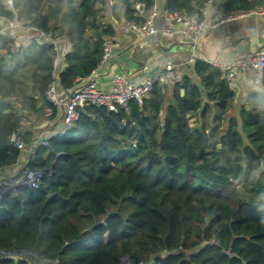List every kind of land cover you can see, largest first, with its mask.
I'll list each match as a JSON object with an SVG mask.
<instances>
[{"label": "trees", "instance_id": "1", "mask_svg": "<svg viewBox=\"0 0 264 264\" xmlns=\"http://www.w3.org/2000/svg\"><path fill=\"white\" fill-rule=\"evenodd\" d=\"M110 1L109 9V0H0L3 22L57 43L0 34L2 173L24 153L10 140L21 120L30 119L19 134L26 147L46 109L56 114L49 86L70 90L99 66L114 37L107 12L142 23L155 3ZM206 1L166 0L164 9L203 19ZM259 6L264 0H226L223 11ZM62 39L69 49L55 77ZM192 71L125 105H89L35 148L26 165L41 171L38 187L19 184L2 201L0 252L10 255L0 264H127L123 255L128 264H264V93L250 90L236 116L232 80L203 60Z\"/></svg>", "mask_w": 264, "mask_h": 264}, {"label": "crops", "instance_id": "2", "mask_svg": "<svg viewBox=\"0 0 264 264\" xmlns=\"http://www.w3.org/2000/svg\"><path fill=\"white\" fill-rule=\"evenodd\" d=\"M166 0H155L151 10L155 12L152 19L153 24L161 28L165 25L173 29L171 35H149L140 36L127 28L125 19H114L107 12L106 22L114 30L113 40L117 47L113 49L110 57L95 69L94 76L99 85L107 88L110 78L114 75L125 74L135 82H141L149 75L164 68L166 64L173 65L175 79L184 75L195 78L192 65L196 60L209 63L219 61H243L247 60L253 53L264 48V14L249 13L226 20L215 26H209L195 41L188 42L180 34L181 26L175 22H169L164 16V4ZM226 0H212L208 6L203 19L208 25L216 23L224 15L223 4ZM111 1L109 0V9ZM147 15L145 14L144 17ZM60 52L55 70V77L65 64L63 55L69 49L67 40L59 42ZM235 92V103L233 113L237 115L240 105L250 90H259L264 93V82L252 70H238L232 80ZM54 89L60 100L68 94L69 90H63L58 83ZM56 107V106H55ZM61 107H56V114L52 117L44 114V118L35 122L32 127V136L29 139L24 153L19 161L12 167L3 171L5 176L16 175L26 160L32 155L30 153L31 142L45 136L56 135L60 124ZM191 125L196 123L195 115L189 116ZM192 122V123H191Z\"/></svg>", "mask_w": 264, "mask_h": 264}, {"label": "built area", "instance_id": "3", "mask_svg": "<svg viewBox=\"0 0 264 264\" xmlns=\"http://www.w3.org/2000/svg\"><path fill=\"white\" fill-rule=\"evenodd\" d=\"M7 4L11 6L12 0H6ZM212 0H207L201 13L204 17L206 14L208 6L211 4ZM136 9L141 14L143 9L142 3H136ZM249 13H258L264 14V6H259L254 10L245 13H234V12H225L224 15L213 23L212 25H208L204 19H198L196 16H188L184 12H169L164 9L165 19L169 22L178 23L180 28V34L184 39L188 42L195 43V41L199 38V36L209 27L215 26L218 23H221L226 20H231L239 16H243ZM155 15V12L152 11L145 17L142 23L128 22L127 28L136 32L140 36H149V35H171L173 34V29L165 25L161 28L156 27L152 19ZM24 33L22 37H18V33ZM8 33L10 37L14 38L17 41H20L23 45L28 44L33 37L41 42H45L47 44H52L57 48V43L51 39L46 33H44L41 29L24 25L19 21L13 19L8 22H3L0 19V34ZM117 47V42L113 40V38H106L103 44L102 56L100 64L105 62L111 55L113 49ZM58 56L53 59L54 67L57 66ZM218 67L221 71L226 74L228 79L233 80L235 77V73L238 70H249L252 69L256 75L261 79L262 70L264 68V48L259 49L255 53H253L247 60L243 61H219L211 63ZM95 70L88 76L79 78L75 84V86L69 90L68 94L64 97V99L60 100L55 89L54 84L52 83L46 95L49 101L54 106L61 107L60 113V124L56 130V134H63L73 123L76 121L81 113H85V107L89 105H97V106H105L112 107L114 104L125 105L131 99H137L144 97L150 91L152 85L156 81H166L175 79L173 72V65L166 64L163 69L156 71L150 77L144 79L141 82H135L131 80L125 74L122 75H114L110 78L108 82L107 88L99 85L96 77L93 75ZM45 114L48 116H53V111L51 108H47ZM30 125L29 118H23L20 123L19 132H14L10 136V140L15 144V146L24 151L26 149L25 144L19 137L21 133V129L24 126ZM51 135L45 136L41 139H36L31 142L30 153L32 154L36 147L39 145H45L48 138ZM22 159L21 157L17 161V163ZM27 161V160H26ZM41 171L38 169L30 168L25 163L21 166L18 173L11 177L3 175L0 170V209L2 206V201L5 198V194L9 190H13V188L19 184H24L28 187L36 188L41 182ZM10 255V252H0V258H4ZM140 264V263H139Z\"/></svg>", "mask_w": 264, "mask_h": 264}, {"label": "water", "instance_id": "4", "mask_svg": "<svg viewBox=\"0 0 264 264\" xmlns=\"http://www.w3.org/2000/svg\"><path fill=\"white\" fill-rule=\"evenodd\" d=\"M92 34H93L96 38H100V37H101V34L98 33V32L93 31ZM152 75H153V74H152ZM150 76H151V75H149V77H150ZM181 92H182V90H181ZM246 108H247V107H246ZM1 172H2V170H1ZM122 260H123L125 263H128V262H129V259H128V256H127V255H123V256H122Z\"/></svg>", "mask_w": 264, "mask_h": 264}, {"label": "rangeland", "instance_id": "5", "mask_svg": "<svg viewBox=\"0 0 264 264\" xmlns=\"http://www.w3.org/2000/svg\"><path fill=\"white\" fill-rule=\"evenodd\" d=\"M233 115H235L233 112H232ZM237 116V115H236ZM192 123V122H191ZM128 264V263H127Z\"/></svg>", "mask_w": 264, "mask_h": 264}]
</instances>
